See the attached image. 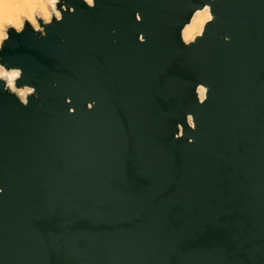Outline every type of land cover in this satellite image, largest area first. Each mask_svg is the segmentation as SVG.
Here are the masks:
<instances>
[{"label":"water","instance_id":"1","mask_svg":"<svg viewBox=\"0 0 264 264\" xmlns=\"http://www.w3.org/2000/svg\"><path fill=\"white\" fill-rule=\"evenodd\" d=\"M49 10L0 44V264H264V0Z\"/></svg>","mask_w":264,"mask_h":264},{"label":"snow or ice","instance_id":"2","mask_svg":"<svg viewBox=\"0 0 264 264\" xmlns=\"http://www.w3.org/2000/svg\"><path fill=\"white\" fill-rule=\"evenodd\" d=\"M57 3L58 0H0V44L8 38L6 30L9 27L20 30L24 27L25 20L31 25L39 27L37 15L41 9L50 8L59 17L60 13L56 11ZM88 3L91 4L92 0H88ZM207 13H209V9L205 7L203 13H197V15L205 16L207 20H212L213 17L207 15ZM44 19L47 21L49 17L45 16ZM19 75V72L8 73L3 66H0V79L6 80L13 91L16 90L14 79ZM20 95L23 96L24 92H20ZM189 120H191V117H189Z\"/></svg>","mask_w":264,"mask_h":264},{"label":"bare ground","instance_id":"3","mask_svg":"<svg viewBox=\"0 0 264 264\" xmlns=\"http://www.w3.org/2000/svg\"><path fill=\"white\" fill-rule=\"evenodd\" d=\"M85 1L88 3V0H85ZM92 2H93V0H92ZM89 5H92V3L89 4ZM40 13L42 14L43 18L45 16H48L49 17V19H47V21L50 20V11H49V8H47V9H41L40 10ZM197 13H203V11H199ZM197 13L194 15L191 23L183 31V38H184V40L186 42L191 41L195 37V35H198V34L202 33L205 23L209 21V20L206 19L205 16L197 15ZM207 15H210V12L207 13ZM58 18H60V16ZM33 27L37 28L36 26H33ZM20 30H17V31H20ZM186 36L188 37L187 39H186ZM199 93H200L201 98H203L204 91H201V89H200L199 90Z\"/></svg>","mask_w":264,"mask_h":264},{"label":"rangeland","instance_id":"4","mask_svg":"<svg viewBox=\"0 0 264 264\" xmlns=\"http://www.w3.org/2000/svg\"><path fill=\"white\" fill-rule=\"evenodd\" d=\"M50 11V10H49ZM42 15V14H41ZM43 17V16H42ZM50 18H51V12H50ZM44 19V18H43ZM38 23V22H37ZM15 29V28H14ZM16 30V29H15Z\"/></svg>","mask_w":264,"mask_h":264}]
</instances>
